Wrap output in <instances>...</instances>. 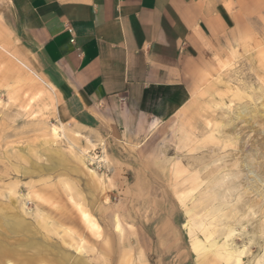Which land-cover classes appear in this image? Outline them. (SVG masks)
<instances>
[{
	"label": "rangeland",
	"instance_id": "rangeland-1",
	"mask_svg": "<svg viewBox=\"0 0 264 264\" xmlns=\"http://www.w3.org/2000/svg\"><path fill=\"white\" fill-rule=\"evenodd\" d=\"M231 9L230 33L224 43L216 42L214 64L190 93L184 90L181 104L171 113L168 105L161 108V119L138 137L78 125L49 84L40 80L44 92L0 48V255L14 250L0 264H56L45 253L36 261L21 257L27 251L21 244L34 240L84 264H196L183 225L188 209L204 216L215 203L210 189L221 192L222 178L241 159L250 169L238 168L237 178L247 175L264 186V0H232ZM247 197L264 225V197L251 190ZM233 202L240 206L226 208L230 218L221 212L208 217L214 224L197 235L205 240L215 229L211 243L231 239L234 247H246L243 264H255L264 251V227L255 239L252 216L242 215L248 207L236 196ZM11 213L32 231L9 230L5 216ZM228 222L235 229L230 239L223 230ZM209 256L206 264H226L214 252Z\"/></svg>",
	"mask_w": 264,
	"mask_h": 264
},
{
	"label": "crops",
	"instance_id": "crops-1",
	"mask_svg": "<svg viewBox=\"0 0 264 264\" xmlns=\"http://www.w3.org/2000/svg\"><path fill=\"white\" fill-rule=\"evenodd\" d=\"M231 3L0 0V48L49 84L78 125L138 137L161 119V108L168 105L171 113L181 104L184 90L190 93L214 64L216 42L230 33ZM9 41L23 58L10 51ZM82 214L98 226L90 213ZM58 250L62 258L49 251L56 264H84Z\"/></svg>",
	"mask_w": 264,
	"mask_h": 264
},
{
	"label": "bare ground",
	"instance_id": "bare-ground-1",
	"mask_svg": "<svg viewBox=\"0 0 264 264\" xmlns=\"http://www.w3.org/2000/svg\"><path fill=\"white\" fill-rule=\"evenodd\" d=\"M13 55V54H12ZM16 57V56H15ZM55 129V128H54ZM55 131V133H57V130L55 129L54 130ZM78 133V132H77ZM76 133V134H77ZM79 135V134H78ZM213 148V147H212ZM211 153V152H210ZM232 155H233V153H231ZM230 155V154H229ZM235 155H236V153H235ZM235 155H233V157H235ZM86 156H90V155H86ZM224 157H226V156H224ZM223 157V158H224ZM228 157V156H227ZM226 157V158H227ZM229 157H231V156H229ZM209 158V157H208ZM247 158H249V157H247ZM205 159V158H204ZM225 159V158H224ZM234 159V158H233ZM236 159V158H235ZM241 159V158H240ZM206 160V159H205ZM245 160V159H244ZM244 160L242 161V159H241V161H239V162H235L234 164H233V166L232 167H229L228 165H227V162H226V165L229 167V171L226 173V175H224V177L222 178V182L220 183V181H217L216 182V184L215 185H217V183H220L221 185H222V190H221V192H217L214 188H213V190L212 189H210V192L209 193H211L212 194V196H213V201L215 202V203H213L211 206H210V204H211V202H210V204H209V206L210 207H208L205 211V214H204V216L202 215V216H200L199 214H197L196 212L195 213H193V210H194V208H189L188 210H190V211H187V213H188V216H187V222H186V224H185V226L186 227H188V233H189V235H190V238H191V243H192V247H193V249H194V251H195V253H196V255L198 256V257H200V261H199V263L200 264H202L203 263V261H204V259L205 258H208V257H210L209 256V254L210 253H212V252H214L216 255H218L226 264H243V254H245L246 253V251H245V249H246V247H244V248H242V249H240V248H236V247H234L233 245H231L230 244V242H231V236H232V234L235 232V229H234V226H231V224L228 222V225L223 229V230H226V233L225 234H228L230 237H229V239L230 240H226L225 238V240H226V242L225 243H222V245H220V246H217L216 244H218L219 243V241H218V243H211V239H210V237L213 235V234H215V229H213L214 231H212V232H208L207 234H205V240H203V239H201L200 237H198V233L196 232V230L198 229V230H200V231H205V230H207L209 227H210V225H212V224H214V223H212V221L208 218V217H211V218H213V219H216V218H214V217H217V214L216 213H219V212H221L222 213V215H224L226 218H230V215H226V212H225V210H227L226 208H231L230 206H232L233 207V205L234 206H236V205H239L238 203L236 204V203H234L233 202V204H232V199H233V197L234 196H236V202H238V201H242L243 202V208L245 207V205H246V207H248V209H249V211L248 210H246V211H248V212H246L245 214H242V215H244V216H247V217H250V216H252V221H251V224H252V227H253V234H254V238L256 239V238H259L260 239V237L262 236V233H263V227H264V225H262L261 224V221H260V218L258 219L257 218V216H258V212H259V210L257 209V206L256 205H254L253 204V206H247V204H248V197H247V194H248V191L249 190H251V191H253V192H255V193H259V195H261L262 197H264V186L262 185V184H260V182L259 181H257L256 179H255V181H249V177L247 176V175H245V176H242V178H237V176L236 175H238L236 172H237V169L238 168H240V169H242V171L243 170H249L246 166H245V163H244ZM232 161V160H231ZM249 162V161H248ZM229 163V162H228ZM231 164V163H230ZM226 165H224V166H226ZM226 168V167H225ZM224 168V169H225ZM222 169V168H221ZM245 170V171H246ZM252 171V170H251ZM225 172V171H224ZM221 173V172H220ZM247 173V172H246ZM219 174V173H218ZM224 174V173H223ZM248 174V173H247ZM244 175V174H243ZM223 176V175H222ZM221 176V177H222ZM256 176V175H255ZM221 177H214V178H220L221 179ZM206 178H208V177H206ZM251 178V177H250ZM253 178H255V177H253ZM259 178V177H258ZM236 179H237V181H236ZM240 180H242V182L240 181ZM261 180V179H260ZM235 181L236 182H239L238 184L236 183V184H234V185H232L233 183H235ZM224 182V183H223ZM261 182H262V180H261ZM209 183V182H208ZM207 183V184H208ZM210 185V184H209ZM218 186V185H217ZM217 186H215V188H218ZM241 186H244V188H246L244 191H240L239 192V187H241ZM219 189H221V186H220V188ZM208 191V190H207ZM207 191H204V192H206L207 193ZM203 192V193H204ZM192 193V192H191ZM193 196V195H192ZM198 196V195H197ZM189 197V196H188ZM194 197V196H193ZM192 197V198H193ZM197 198V197H196ZM203 198V197H202ZM204 199V198H203ZM202 200V199H201ZM206 200V199H205ZM204 201V200H203ZM235 201V200H234ZM241 203V202H240ZM251 204V203H250ZM240 206V205H239ZM197 208V207H196ZM236 209H240V207H237ZM245 209V208H244ZM243 209V210H244ZM233 210H234V208H233ZM242 210V211H243ZM235 211V210H234ZM237 211V210H236ZM235 211V212H236ZM240 211H241V209H240ZM242 213V212H241ZM233 214H235L234 212H233ZM221 215V214H220ZM242 215H240V216H242ZM234 217V216H233ZM237 216H235V218H236ZM242 218H243V216H242ZM238 219V218H237ZM231 220V219H230ZM235 219H233V221H234ZM239 220V219H238ZM242 220V219H241ZM247 220H249L248 218H247ZM5 221H6V227L9 229V230H12L13 232H30V231H32V227L30 226V224L25 220V219H23L22 217H20V216H18L17 214H14V213H11V215L10 214H8V216L6 215L5 216ZM229 221V220H228ZM244 221V220H243ZM250 221V220H249ZM185 223V222H184ZM242 224V223H241ZM241 228H243V227H241ZM240 228V229H241ZM218 231V230H217ZM225 234H224V236H225ZM236 234V233H235ZM234 234V235H235ZM247 239V238H246ZM259 239H257L258 241H259ZM216 241V240H215ZM214 241V242H215ZM257 243V242H256ZM243 244V243H242ZM27 251L23 254V255H21V257L23 258H27L29 261L30 260H33L35 257H42L43 255H44V253H45V255L46 254H50V252L49 253H46L47 251H48V249L46 248V246L45 245H42V244H40L39 245V243L37 242V241H33V242H30L29 244H21ZM20 245V246H21ZM258 245V244H257ZM261 245V244H260ZM21 246V247H22ZM262 246V245H261ZM9 248V246H5V248ZM46 248V249H45ZM81 246L80 247H77V249L78 250H81ZM4 250V249H3ZM28 250H30L31 252H29ZM263 250V249H262ZM5 252H7L8 254H6V253H2L1 255H0V257H5L6 259H9V256L10 255H13V253H12V251L14 252V250L12 249V248H10L9 250L7 249V251L6 250H4ZM52 251H57L56 249H54V248H52ZM0 252H2V251H0ZM58 253H59V251H57ZM60 254V253H59ZM17 255H18V252H17ZM196 256V257H197ZM11 257V256H10ZM63 256H60V258H62ZM54 258V257H53ZM255 260H256V258H255ZM254 260H252V262H253ZM54 262H57V259L56 260H54ZM30 264H33V262H30ZM72 264V263H71ZM214 264H220L219 263V261H217V263H214ZM254 264V263H253ZM255 264H264V251H263V253L260 255V257H258V259L255 261Z\"/></svg>",
	"mask_w": 264,
	"mask_h": 264
}]
</instances>
